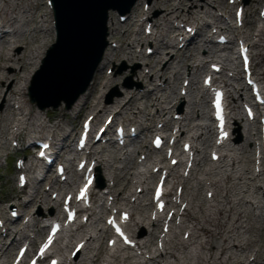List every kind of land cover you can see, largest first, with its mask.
I'll return each mask as SVG.
<instances>
[{
	"label": "bare ground",
	"instance_id": "obj_1",
	"mask_svg": "<svg viewBox=\"0 0 264 264\" xmlns=\"http://www.w3.org/2000/svg\"><path fill=\"white\" fill-rule=\"evenodd\" d=\"M140 1L141 0H138L137 4L133 7V12L136 13L135 18L138 23L143 20H146V23L152 21L151 27L155 29L169 27V24L173 20L179 18L185 21L193 20L195 24L197 23L195 26L197 30L196 33L193 36L185 38L183 46L173 51L171 55H167L164 50L162 51V49H168L169 47L173 48L174 46L170 45L168 41H165V33L161 31L160 34H155L154 40L157 44V48H155L152 55L158 56V58L161 56L162 60H166L164 66L160 69L162 76H165L168 71H171L174 75V79L180 80L182 74L179 69L180 67L177 69L178 63H182L181 68L187 66L191 60L197 57L195 53L200 51L201 48H203L205 52L204 57L200 60L201 62L189 66L187 76L184 78V80L189 81V84L182 85V88H186L187 90L185 95L177 94L175 87H173L169 95H166L164 100L161 99L157 96V93L163 90L162 86L157 85V83L154 84L152 78H148V76L143 73L139 76V80L142 83H138L133 88L125 89L124 93L126 95H124L122 99L116 98V100L111 103H101L100 107L95 112V118L99 119L104 113L109 112V114H113L116 119L119 115L125 116L127 112L137 109L138 114H141L144 118L146 117L145 120L154 121L155 118L163 117L165 114L170 113L172 107L175 106L172 100L185 99V96H188L191 97L188 104V112L186 116L181 118L179 124V131L181 134L177 138L181 140V136H183L184 133H188L190 129L198 127L201 128L202 131L196 136H191V138L194 140H201L203 144H206L212 136L211 128L209 125L194 122L195 116L198 117L202 115L200 110L201 103L194 94V85L198 83V77L206 70L210 61H213L215 57L220 58L217 63H220L222 71H226L229 68L228 66H231L230 64L232 63L235 66L233 67L234 69H236L237 66L234 58H231L230 54H224L223 56L219 54V51L212 45L213 41L211 39H201L203 35L200 32V27H202V25L199 27L200 22L204 21V26H210L217 20H221V17L216 15L211 9V3L217 5L222 2V0H152L151 6L145 12L138 8ZM145 2L144 0L143 4ZM43 4V0H0V20L2 21V23H0V30L5 27H10L12 29V32L3 34L0 42V60L2 61V63H0V102L5 106L3 111L5 113V117L3 118L5 124L2 120L0 121V131L2 134L6 133L14 122L13 121L9 125L8 121L11 120L12 117L18 115L21 124L17 126L18 132H16V136H20L24 130L36 133L38 130L37 128H47L48 126L49 136L52 137V143L54 144L65 140L66 143L63 147L70 148L71 144L67 143V138L71 136V133L70 131H65L66 123L62 122L63 120L61 119L60 121L53 122L52 125L45 124V120L41 118V115L35 114L33 107H25L24 103H26V100H23V98L26 99L27 97L30 75L37 68L38 63L42 59L45 48L49 44V38L55 36V23L51 6L46 4V12L43 14L37 13L39 9L38 6L44 7ZM154 8L162 10V14L157 16L151 14ZM142 15L146 16L141 19L140 17ZM205 17H211L212 21L205 20ZM121 25V23L117 24L113 21L111 12L108 22V37H116L120 33ZM262 27H264V25H262ZM219 29L223 31L221 28ZM261 29L259 30V34L264 35V28ZM130 31L131 30L126 28L121 33H123L124 38H128V35L131 33ZM133 33L139 35L140 31L135 30ZM259 34L255 36L258 37ZM259 41L260 39L257 38L253 46L260 47ZM130 45L131 46L127 48L128 50L123 48L122 45L118 48L108 47L98 66L97 72L100 71L102 65L105 64L106 61L110 63L113 59H120L122 57L129 60L139 58L141 54L137 52L135 43L133 42ZM225 49L231 50L229 47ZM221 50H224V48ZM259 54L264 60L263 49L260 50ZM160 63L162 62L158 60L155 64L152 63V65H150L153 74L156 66ZM100 78L104 79V76L101 75ZM145 78H147V80H145ZM114 81L115 79L110 78L104 83V87ZM165 81V84L169 83L168 78H166ZM92 84L69 109L70 111H73V109L79 106H81L80 110L85 111L99 104L102 96L96 98L98 100L96 103L91 101V98L94 96L91 93ZM97 84L100 85L102 82ZM141 87L142 91L140 90ZM236 92L238 94L237 99H241V91L236 89ZM13 100H17L21 103L19 114L13 108L14 105L11 104ZM140 102L144 103L142 107L138 106ZM233 102H236L235 99ZM152 107L156 108L153 113L145 111ZM59 109L63 110L62 107ZM48 114L49 111H47L46 115L48 116ZM63 114L65 115L66 113ZM148 116L149 119H147ZM105 118H107V116ZM235 119L238 123L239 119L243 120L242 117H236ZM144 129L155 131L158 128H154V126L151 128L148 126ZM144 129H142V131ZM252 129V124L246 126L244 133L245 142H232L227 152H221L222 159L220 163L223 164L214 166L209 171L205 168L198 169L201 162L205 160V153L204 150L198 146H194L196 156L191 177L196 181V185L192 186L193 191H188L186 186V182L192 180L191 177L178 180V183L182 185L183 188L179 200L181 196L184 198L178 206L180 207L183 202H186L184 218L181 223L174 227L170 236L163 242V251L159 254H152L153 256L149 255L143 262L136 260L135 264H157L160 259H166L165 264H264V237L255 234L256 232L261 234L260 232L264 231V200H261L259 196H257L260 191L264 194V190L261 185L256 186L254 184V181L256 178H259L260 175L256 174L254 177H249L247 175L250 172L249 166L241 165L243 161L246 162L247 159L249 160L247 153L250 152L252 148L251 146L248 148V146L253 143L255 144ZM209 134H211V136ZM93 146L97 147L98 144L93 143ZM119 150L120 149L117 151ZM140 150H143L144 154L149 155L150 157L148 156V158L152 157L148 154L149 148H147L145 144L142 143L134 151L140 154ZM108 152L109 150L106 149V147H101L99 150L96 149L93 152L94 156L92 160L96 162V168L99 167L100 173L101 170L102 172L103 170L104 172L105 170L109 171V177L111 178H108V181L112 179L113 184L112 186H108L109 191L106 194L111 195L112 193L118 192L117 189L121 179L119 174H126L129 166L132 168L131 166L135 164V158L133 152L129 149L126 150L120 158L115 156L107 157ZM53 155L54 162L47 165V169L51 168L55 162H60L62 159L59 156L58 149L54 148ZM165 159L166 157L162 158L161 162L164 163ZM37 160L42 159L37 158ZM116 160H120L123 163L122 168L117 167ZM180 165H182V162H180ZM199 171L202 172V175H205L203 178L197 175ZM29 172L32 173L31 170H29ZM96 172L98 173V170ZM38 173L41 172L38 171ZM137 174H140V172L137 171ZM207 176H210V178H207ZM133 177L137 178V175L133 174ZM153 178L154 174L150 172L149 179ZM206 180H209V183H205ZM30 181L32 186H30V191L27 192L29 197L25 201L16 202L17 205L25 211H27L31 204L33 205V203L37 201L41 193L39 187L33 185L32 180ZM56 182L57 179L54 183ZM133 182L134 180L132 179L128 181V183ZM136 182L139 183L137 187L144 188L142 185L145 183V180L138 177ZM128 185L130 186V184ZM203 185H209L214 189V192L211 193L209 191L206 196V198L212 199L200 198V192L204 189ZM49 187H52V184H50ZM148 188L149 187H146L142 190L145 192ZM126 189L127 186L125 185L120 192L116 194V201L120 200V196H122L121 199L125 198V195H122V193H125ZM46 191H48V189H46ZM16 193L19 200V196L26 193V191L25 189H21ZM132 195H135V193H132ZM146 195L147 193L143 194V196L138 195L141 201L138 204L134 202L132 205L133 209H137L136 212L139 213V215L137 216L134 211L131 214L133 224L137 227L142 225V229L138 232V236L141 234V231L147 232L146 235L138 237L139 241H137L138 246L136 252L137 250H141L140 255H144L145 250L146 252L150 251L151 246L154 245L158 239L156 231L160 222V219L152 223L147 221L148 226L153 228L151 230H145L146 220L148 219L146 212L152 207V202L146 201ZM41 197H44L43 201H39L42 204H47L46 208L50 205H52V209L60 207L58 200L54 201L53 205L47 196L42 195ZM2 215L6 220V227H8L7 231H9L8 235H14L13 240L7 245L3 243V238L0 237V254L5 257L4 254L11 253L12 247L15 244L14 242L25 238L27 235L25 231L20 229L12 230L8 223L10 219L4 215V210H2ZM93 215H95V213ZM173 217L176 218L177 214H173ZM100 218L101 216L98 215L92 219L97 221ZM30 219L36 221L37 217L31 215ZM176 227L180 228L179 232L181 230L186 231H184V234L186 233L187 239L178 238ZM72 237H75V235L72 234ZM92 238V235L88 238L87 236H83L79 241H86L88 244L87 249H90L89 241ZM80 251L81 250H79L75 256L79 255ZM125 252V250H121L116 246L112 253L113 261L108 264H121L123 262L133 264V259L139 256L137 253L135 254L134 251L132 254H127ZM4 261L5 260H2L1 264H3ZM69 263L77 264L76 262L72 263V261H69Z\"/></svg>",
	"mask_w": 264,
	"mask_h": 264
},
{
	"label": "rangeland",
	"instance_id": "obj_2",
	"mask_svg": "<svg viewBox=\"0 0 264 264\" xmlns=\"http://www.w3.org/2000/svg\"><path fill=\"white\" fill-rule=\"evenodd\" d=\"M146 2L143 4L144 0H141L138 8L139 10H143V12H145L152 3V0H145ZM201 1V0H200ZM231 0H222V2H220L217 5H214L211 3V9L213 10V12L221 17V20H217L215 23H212V25L210 26H204L203 22H200L199 27L202 25V27H200V32L202 38H209L213 41L212 45H214L215 49H220V46L217 45L215 43V40L217 39V33L214 32L217 29L221 28L223 31L222 32H226L227 28H229L231 30V35L228 33V35H230L232 37V33L237 34L239 37H244L247 39V41L249 42V44L254 45V43L256 42V39H260L259 44L260 47L258 46H253L252 49V54H253V66H254V70L256 73V76L261 79L264 83V60L262 58V56H260L259 52L260 50L263 49L264 51V35L263 34H259V30L262 27V25H264V20L263 18L260 16V9L262 8V6L264 5V0H243L241 3L245 5V11H246V15H245V26L241 27L240 29H233L231 28V26L234 24V8L235 5L231 4L230 2ZM138 2V1H137ZM137 2H135V4L133 5V7L137 4ZM43 6H38V14H43L46 12V0H43ZM112 12V17H113V21L118 23H121L122 25L120 26V33L116 36V37H108V42L109 45L108 47H116L118 48L119 46L122 45L123 48L127 49L128 47H130L133 42L135 43V48L137 50V52L141 54V56L137 59L134 60H129L127 58H120V59H113L112 62L108 63L107 61L105 62V64L102 65L100 71L95 72L94 77L91 81V93L94 95L91 98V101L93 103L98 102V100L96 99L98 96H102V98H100V102L98 105L94 106L93 108H90L88 110L82 111L81 106L76 107L75 109H73V111H66L63 108V110L61 109H52L49 108L47 110H40L35 104H32L29 102V98L28 96L25 98H23V100H26V103H24L26 108H30L33 107L35 114H39L41 115V118L45 120V124L47 125H52L53 122L56 121H60L61 119L63 120L62 122H65V131H70L71 136L69 138H67V143H70V148H66V155L65 157H67L69 159V162H67L69 164L70 170L73 171V168L75 167V163L78 159L75 160L74 157V153L71 152L72 148L74 147L75 143H76V139H77V133L81 127V121L83 119H85L86 117H88L89 115H92L96 112V110L100 107L101 103H111L113 101L116 100V98H123L124 95H126L124 93L125 89L128 88H133L135 85H137L138 83H140L141 81L139 80V76L140 74H146L148 76V78H152L153 83H157V85H161L162 86V91H159L157 93V96L160 97L161 99L164 100L166 95H169L171 88L175 87L176 93L177 94H182V85L184 83H186V81L184 80V78L187 76V72L189 70V66H191L192 64H197L199 62H201L200 60H202V58L204 57V51L203 48L200 49V51L196 52L195 54H197V57L193 60H191L187 66L182 67V63H178L177 69L178 67H180L179 69L181 70V78L180 80L174 79V75L171 71H168L165 76L161 75L160 69L164 66L166 60H162L161 56L160 58H158V56H154L152 55L155 48H157V44L155 43L154 40V36L155 34H160L161 31H163L165 33V41H168L170 45H174L173 48L169 47L168 49H162V51L164 50L165 53L167 55H171L173 51H175L176 49L181 48L182 43L184 42L181 38V35L183 34L186 37H190L192 36V34L190 32H187L185 26L186 25H190L193 29L196 28V24L193 20H187L185 21L182 18H179L177 20H173L170 24L169 27H164V29L162 28H149V30L151 29V33L147 34V32H145V27L147 25L146 21H141L139 24L136 21L135 18V12H133V8L130 9L129 13H126L124 16L127 17L126 20H124L123 22H121L120 20V16L116 11H110V13ZM110 13H109V18H110ZM154 15H160L162 14V10L158 9V8H154L152 10V13ZM146 15H142L140 18L143 19ZM207 21H210L212 18L211 17H205ZM183 20V21H182ZM212 21V20H211ZM152 24V21H150ZM177 22V23H176ZM0 23H2V21L0 20ZM214 26L216 28H214ZM129 29L131 30L130 34L128 35V38H124L123 33H121L122 31H124L125 29ZM215 30H214V29ZM178 29V30H177ZM135 30L140 31L139 35H136V33H133ZM262 30V29H261ZM229 31V30H228ZM259 34L258 37H256L255 35ZM146 38V39H144ZM49 44L46 46L45 51H44V55L45 56L48 48L50 46H52L53 43L56 42V33L54 37H50L49 38ZM1 42V41H0ZM258 42V41H257ZM137 46V47H136ZM228 46L231 47L230 51H224L221 52L220 54L223 56L230 54L231 58H234V61L236 63V72H237V76L236 78L230 77V73L232 71L226 70L223 77L226 80V82L229 84V87L227 88V90L230 91V96L228 98L229 103L231 104V106L235 109H233V111L231 112V115L234 117H242L244 120L246 119L244 110H243V105L244 103H246L247 99L249 98V94L250 91L246 88V85L244 83V79H243V73L241 72V65L239 63L238 57H237V44H236V40L233 43H230ZM147 48H151L152 49V53H148L147 52ZM128 50V49H127ZM168 51V52H167ZM152 55V56H151ZM42 57V58H43ZM42 60V59H41ZM41 60L38 63L37 68L31 73L30 75V81L28 83V89L31 85V79L32 77L35 75L36 70L39 68L40 64H41ZM158 60H160V64H158L156 66V69L154 71V74L152 73L153 70L150 69V65L155 64ZM211 60V58H210ZM219 61L220 58L219 57H215L214 61ZM212 61V60H211ZM0 63H2V61L0 60ZM210 64H208L207 68L205 71H203L200 76L198 77V83L194 85V94L197 97V99L200 101L201 106H200V110L202 115L201 116H195V123H201V124H205V125H209V127L211 128V134H209L211 136L210 140L208 142H206V144H203V142L201 140H192L190 141L191 144L194 146H198L199 148H201L202 150H204L205 153V160L201 162V165L198 167L199 168H205L208 171L212 169V167L223 164L220 163V160L222 159V157L220 158V160L217 161H212L211 159V152L213 150H215V144H214V138H215V134H214V128H213V124L211 122V116L209 113V104H208V100H207V95L204 92H199V87L202 85L203 83V78L206 74V72L209 71V67ZM232 67H235L232 64H230ZM231 66H228L231 68ZM104 76V79H101L100 76ZM110 78L115 79V81L107 86L104 87V83H106ZM168 78L169 79V83L165 84V79ZM145 80H147V78H145ZM102 82V84L98 85L97 83ZM142 83V82H141ZM90 84V85H91ZM89 85V86H90ZM185 85V84H184ZM142 86V85H141ZM144 87V86H143ZM243 88V89H242ZM27 89V92H28ZM236 89L241 91L242 94V98L241 99H237L238 98V94L236 92ZM142 91V87L140 89ZM28 95V94H27ZM183 95V94H182ZM202 97V98H201ZM191 97L185 96V99H174L173 101V105H175L174 107H172L170 113L165 114L163 117H157L155 118L154 121L152 120H145L146 117L144 118L141 114H138L137 109H133L129 112L126 113V115H119L115 121H122L125 123H128V129L132 128V126H134L137 131L141 130V132L139 133V138L137 139L138 142H140V144L135 145L136 147H129L128 149L131 150L134 154V158H135V164L132 165L129 169L128 172L125 173H120V184L118 186V192H120V190L126 185L127 189L125 193H122V195L124 194L125 198L121 199L122 196H120V200L117 201V205L124 207L126 209H128V211L130 213H132L133 211L136 213V215L138 216L139 213H137V209H133L131 208V205L133 203L132 198L134 197V195H132V193H135V195L137 194L138 191V185L139 183L136 182L137 178L133 177V174H136L137 171L139 170L138 168V164L140 162V160L142 159L143 155H139L137 153H135V149L137 147H139L141 145V143H144L146 145L147 148L151 149V138H152V133L153 130L150 131L148 129H144L146 127H151L154 126V128H157L160 124V122L165 119L171 122L173 127L178 128L181 118L186 116V113L188 112V104L190 101ZM235 99L236 102H233V100ZM22 101V99H21ZM4 102V100H3ZM13 106V108L15 109V111L19 114L20 110L19 107L21 105V103H19V101L17 100H13L11 103ZM143 102H140L138 104V106L142 107L143 106ZM5 106L2 104V102H0V121L2 120L3 122V118L5 117V113L4 111ZM156 110L155 107L152 108H148L145 111L146 112H151L153 113ZM47 111H49L48 116ZM63 113H66L65 115ZM236 113V114H235ZM56 114V115H53ZM109 114L108 113H104L99 119L95 118V121H97V125H100L103 120L105 119V117ZM10 115V114H9ZM13 116V115H11ZM175 116H177L178 118H174ZM65 117V118H64ZM16 119V120H15ZM98 119V120H97ZM149 119V116L148 118ZM236 119H232L231 121V128H230V132H231V142L229 143L228 147H230L232 142H241L244 143L245 141V127L247 124L244 123V120L239 119V123L235 121ZM14 121V122H13ZM9 125L12 123V127L9 128L4 136V134L1 133L0 131V143L2 144V149H1V157H0V202H1V210H4V215L6 217H10V212H9V207L8 206H12L13 208H15L14 210L18 212V217L14 220V222L11 224V228L12 230H16V229H23L22 231H25L27 236L30 239H32L33 243H36L37 241H40L43 236L44 233L46 231V226H44L46 224V222L58 215L59 213V208H53L52 209V205L48 206V208H46L47 204H42L41 202L43 201L44 197H41L42 195H45L48 197V199L51 200V204L54 205V201H56L55 199H53V193L60 195L61 192H65L68 191L69 189L73 188V185H67L66 183H62L61 185H57V183H52L54 186L50 187L49 189V183H45L43 181L40 182V184L38 183L37 187H39L40 190V194L37 198V201L35 203H33V205L31 204L30 207H28L27 211H25L23 208H20L17 205V201H25L29 196L26 193H23L19 196V200H18V196H17V191L21 190V188L18 187V180H17V176L19 174V170L16 167V160L18 158H22L25 159V162H29V161H33L34 155H32L31 150L29 151H25L23 148L25 147V145H27V143H29L30 137L32 136H37L38 138L43 137H48L49 136V131H48V126L47 128H37V132H32V131H26L24 130V132L20 135V136H16V132H18V127L21 124L20 118H18V115H16L15 117H12L11 120L8 121ZM5 124V122H3ZM142 124V125H141ZM253 125V133H254V140H255V144H251L248 146V148H252V150L250 152L247 153L249 160L247 159V161H243V163L241 165L243 166H249L250 168V172L247 174L249 177H254L256 176L257 173V168L255 165V153H256V148H257V144L259 143V128H260V124L258 121H252L251 123ZM142 129H144L142 131ZM3 130V129H2ZM130 130V129H129ZM200 131H202L201 128H193L190 129V131H188V133H184L183 136H181V142H185V140L190 139V135H197L200 133ZM190 132V134H189ZM204 132V131H203ZM205 133V132H204ZM57 134V133H56ZM58 135V134H57ZM206 135V134H205ZM59 137V135H58ZM60 143L65 142L64 141H59ZM18 143L20 145L21 150L17 149L14 144ZM98 146H100L98 144ZM205 147V148H204ZM71 149V150H70ZM106 149L109 150L107 157H121L123 155V153L126 151V149L124 150H119L116 149L115 146H111L109 148L106 147ZM127 149V150H128ZM223 152H227L223 151ZM30 153V154H29ZM64 153V151L62 152ZM220 153V152H219ZM141 154V153H140ZM157 154L159 155L158 158L164 157V153H162V151H158ZM141 156V157H140ZM254 159V161H253ZM157 157L155 159H150L148 160L149 162H147V168L145 170L142 171V178L143 180H145V183L142 185L144 188L149 187L145 192L141 193L143 196V194L147 193L146 195V201H150V197H151V189H152V181L155 179V175H154V179H149V174L153 168V164L152 161H156ZM169 162V159H166L164 163L162 164H167ZM116 165L119 168H122L123 163L120 160H116ZM53 169V168H52ZM175 171H177V174L180 175L181 173H184V166L182 167H175ZM103 177H101L100 183L104 184L103 190L100 192L101 195L98 196V193L95 192V199H96V213H99L98 215L101 216L100 219H98L96 222L91 223L92 218H89L86 222H84V225L82 227V229L79 230H75L72 231V233L75 235V238L73 237H68L65 239L64 242H61L59 244V248H57V250H55L57 253H59V256L61 259H66V257L69 254V250L72 248L74 241L78 240L79 238H81V235H86L89 237V235H93L94 239H91L89 242L91 244L90 249H83L81 251V254L78 256L77 260L75 261L77 264H108L111 261H113L112 255L110 252H108L110 249V247H108L107 241H108V233L104 230V226H105V218L106 215L108 213V209L103 207H99L101 206V204L103 202H105L106 204L109 203V198L114 197L117 193H110L111 195L108 196L107 194H103L105 192L108 193L109 191V187L108 186H112L113 182L112 179H110L108 181V178L110 176L109 171L102 172ZM49 175H54L53 172L49 173ZM197 175L200 176L201 178H203L205 175H202V172H197ZM59 178V177H57ZM76 179V181H80L79 178L77 176L74 177ZM186 178V177H185ZM207 178H210V176H207ZM127 179V180H124ZM132 179L134 180L133 183H128V181ZM180 179H184V177H181ZM192 179V177H191ZM176 180L173 177H170L169 179V187L170 184L174 183ZM205 183H209V180H206ZM130 184V186L128 185ZM254 184L256 186H262L263 190H264V176L260 175L259 178H256V180L254 181ZM196 185V181L194 179L189 180L186 182V186L188 191H193L192 186ZM204 186V185H203ZM137 187V188H136ZM46 189H48V191H46ZM142 189V187H141ZM214 192V189L212 187H210L209 185H205L204 189H202V191L200 192V198L203 199H212V198H206L207 193L208 192ZM27 192H29V190H27ZM114 195V196H112ZM259 198L261 200H264V194L262 191H260L258 193ZM41 200V202L39 201ZM58 200V199H57ZM59 202V201H58ZM99 207V208H98ZM153 207V206H152ZM152 207L148 209V211L146 212V215L148 217V219L146 220V225H145V230L149 229L151 230L153 227H149L147 224L148 222H153L154 220L151 219L150 216V211L152 210ZM179 208V207H178ZM180 209V208H179ZM178 209V210H179ZM182 211V210H181ZM33 215L34 217H37L36 221H32L30 219V216ZM97 216V215H95ZM84 216H81V218ZM94 217V216H92ZM177 218H174V223H177ZM5 228H0V237L3 238L4 242L9 243L11 240H13L14 235H7L6 231L4 230ZM129 229L132 231V233H134V231L136 230V235L138 236V232L140 231V229H142V225H139V227L133 225L132 223L129 225ZM144 229V227H143ZM179 227H176V231H178V238L179 239H186V233L184 234L185 230H181L179 232ZM161 224L159 222V227L156 231L157 235L159 236L161 233ZM186 232V231H185ZM261 234H259L258 232H256V235H262L264 237V231L260 232ZM147 232H142L138 237H142L144 235H146ZM24 239L19 240V242H14V246L12 247L11 253L9 254H4L5 257H3V255L0 254V264L2 263V260H5L3 262V264H10V262L12 261V258L18 248V246L23 242ZM138 240V238H137ZM159 237L156 240V242L154 243V245L151 246V250L147 251L145 250L144 255H139L138 257H136L135 259H133L132 263L135 264L136 260H140V261H145L146 258L149 255H154V254H159L161 251H163V244H161L159 242ZM3 242V243H4ZM66 244H68V246H66ZM61 245V246H60ZM59 249V250H58ZM127 254H131V252H129L128 250L125 252ZM124 253V254H125ZM178 253V252H177ZM125 254V255H127ZM12 255V256H10ZM152 255V256H153ZM166 260V259H165ZM165 260H159V263L157 264H165ZM65 264H68V262H64ZM121 264H129L128 262H123Z\"/></svg>",
	"mask_w": 264,
	"mask_h": 264
},
{
	"label": "water",
	"instance_id": "obj_3",
	"mask_svg": "<svg viewBox=\"0 0 264 264\" xmlns=\"http://www.w3.org/2000/svg\"><path fill=\"white\" fill-rule=\"evenodd\" d=\"M137 0H51L56 42L47 50L30 87L41 108H71L89 86L108 46L110 11L126 14Z\"/></svg>",
	"mask_w": 264,
	"mask_h": 264
},
{
	"label": "snow or ice",
	"instance_id": "obj_4",
	"mask_svg": "<svg viewBox=\"0 0 264 264\" xmlns=\"http://www.w3.org/2000/svg\"><path fill=\"white\" fill-rule=\"evenodd\" d=\"M82 195H83V193H82ZM122 234V233H121Z\"/></svg>",
	"mask_w": 264,
	"mask_h": 264
}]
</instances>
